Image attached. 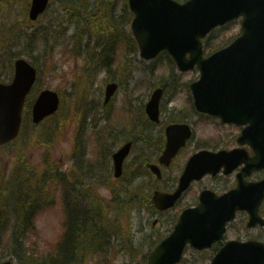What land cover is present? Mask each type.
I'll use <instances>...</instances> for the list:
<instances>
[{
	"label": "rangeland",
	"instance_id": "374dc122",
	"mask_svg": "<svg viewBox=\"0 0 264 264\" xmlns=\"http://www.w3.org/2000/svg\"><path fill=\"white\" fill-rule=\"evenodd\" d=\"M67 1L52 0L47 13L39 22L31 24L28 19L31 0L26 3L0 0V81L11 83L15 58L22 56L39 71L30 99L34 100L44 89H52L60 96L59 113L39 127L31 125L33 100L27 102L23 136L30 142L28 157L33 158V165H40L49 157L51 163L59 164L60 171L78 174L77 183L81 188L77 189L88 199L82 200V205L91 206L105 222L98 239L105 238L109 247L94 259L90 257L89 264H147L148 254L171 234L180 213L198 204L200 192L205 188L219 194L230 190L235 186V174L222 179L206 178L202 184H194L181 202L163 215L151 206L152 191L155 188L172 191L185 163L197 151L205 148L216 152L237 147L238 130L201 117L193 110L189 85L199 77L198 73L180 74L164 55L150 63L139 58L138 46L130 33L126 0H73L76 7ZM112 14L117 20L112 19L113 27H110L107 17ZM121 15L125 16L121 18ZM240 32L241 23L237 21L231 29L216 33L214 38L219 36L222 40L224 36L235 37ZM217 41H212L214 46L218 45ZM107 42L114 51L109 68L98 62L100 50ZM110 81L119 83L121 88L112 104L104 108L105 86ZM157 85L166 89L162 126L149 123L145 116L143 120L137 116ZM178 112L193 125L194 140L175 163L163 169L164 179L158 182L148 170L142 172L141 165L157 162L161 130L168 122L181 117ZM49 132L54 135L51 145L40 148ZM123 138L134 140L135 146L126 161L124 177L115 180L111 159L107 156ZM82 143L87 156L84 154V170L79 172L77 147ZM14 152L0 148V195L8 194L14 154H19ZM54 206L36 222L44 249H48L47 243L58 241L64 229L62 200ZM233 239L264 242V232L246 231L237 226L227 235V241ZM4 252L8 254L5 260H16L11 250ZM199 255L188 249L181 264H206L211 260Z\"/></svg>",
	"mask_w": 264,
	"mask_h": 264
},
{
	"label": "water",
	"instance_id": "95a60500",
	"mask_svg": "<svg viewBox=\"0 0 264 264\" xmlns=\"http://www.w3.org/2000/svg\"><path fill=\"white\" fill-rule=\"evenodd\" d=\"M155 1L156 4L158 3L156 6L151 0H130L132 9L134 11L136 9L138 12L132 30L140 44L142 57L151 59L155 49L162 47L177 49L192 43L197 49L198 59L195 61L202 68L205 78L209 79L208 88L212 74L218 73L221 76L218 84L223 86L226 91L223 93L217 90L218 97H229V101H232L227 105L225 104L226 101H222V99L216 104L204 101L203 105L201 100H197L196 104L201 107V110L204 109V111L226 120L238 124L250 123L251 130H253L252 136L248 137L245 134L239 142L242 144L250 143L257 149L258 145L261 144L257 130L264 132V127L261 124L262 121L247 110L249 103L243 98L248 96L247 99H251L253 94L264 91V0H253L252 3L247 4V9L242 12L247 20L245 24L246 35L228 51L207 61L201 58L199 39L210 32L213 27L223 22L224 19H221L218 14H225L227 18L238 13V9L244 10L245 0H225V3H222V0H194L192 4L186 7H171L168 3H164L165 0ZM47 4L48 0H34L30 11L31 20H37L39 15L45 11ZM217 9L221 11H217ZM170 31H177V33L171 37L168 34ZM152 33H159L160 35L153 39L146 38V40L145 37ZM184 65L187 64L179 63L180 69ZM35 80L36 70L25 61L20 60L16 63L13 84L10 86L0 85V145H4L17 137L22 122L21 113L25 98ZM116 89V84L108 86L106 102L110 100ZM207 95L208 92L205 93V96ZM161 96L162 90H158L147 108L151 120L155 122H159L158 104ZM238 101L243 105V108H239ZM253 101L255 105L258 104L256 99L253 98ZM58 107V95L50 91L43 92L34 106V123H41L45 118L54 114ZM190 136L191 132L188 126L173 125L168 127L167 148L160 162L166 166L170 165L173 157L185 145ZM131 147L132 143H128L114 155L116 177L122 175L123 163L129 155ZM240 163H246V170L248 171L239 176L240 191L244 192L247 188L243 182L246 174L262 167L258 158H254V162H250L246 156L239 159L236 153L200 152L187 165L186 171L180 179L179 187L173 194L154 192L155 207L160 211L172 208L193 180H200L207 173L215 175L222 167L226 168L225 172H231ZM151 169L161 179L160 170L156 166H151ZM253 188H259L256 198L252 203L244 206V209H247L251 216L249 227L264 224L258 217L264 187L254 186ZM213 197L211 193H204L201 197L203 203L200 208L188 210L181 215L173 234L150 254L148 264H178L188 243L199 250L212 246L217 235L224 233L226 222L234 219L235 210L242 209L238 206L230 215L221 208H218L220 214L213 213L212 211L217 208L219 203V200ZM212 264H264V246L257 242L229 243L221 250Z\"/></svg>",
	"mask_w": 264,
	"mask_h": 264
},
{
	"label": "trees",
	"instance_id": "16d2710c",
	"mask_svg": "<svg viewBox=\"0 0 264 264\" xmlns=\"http://www.w3.org/2000/svg\"><path fill=\"white\" fill-rule=\"evenodd\" d=\"M50 143L51 140H47L45 144ZM15 144L16 150L20 149L17 158L21 162L17 164L18 167L22 166L30 171L32 177L29 182H25L20 181V173L13 171L10 176L11 196L8 202L0 205V260L6 258L3 250L9 249L19 264H89L91 255H100L109 245L105 238L98 239L99 230L105 223L102 217L96 210H91V206L82 205V200L88 199L77 189L79 185L74 173L59 172L56 165L48 164L49 157H45V170L35 176L32 171L37 169L33 168V158L28 157L29 141L20 140ZM69 176L74 179L72 184L67 181ZM16 178L22 187H19ZM51 182L61 184L66 196L73 194L75 206L67 204V223L59 244L49 246V250L40 251L33 238L38 236V231L32 232V219L37 216L38 211L34 214L32 211L36 203L50 198L53 186L49 184ZM3 214L6 216L1 217Z\"/></svg>",
	"mask_w": 264,
	"mask_h": 264
}]
</instances>
